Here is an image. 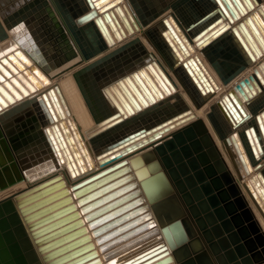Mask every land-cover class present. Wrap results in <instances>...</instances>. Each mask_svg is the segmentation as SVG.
<instances>
[{
  "label": "bare ground",
  "instance_id": "bare-ground-1",
  "mask_svg": "<svg viewBox=\"0 0 264 264\" xmlns=\"http://www.w3.org/2000/svg\"><path fill=\"white\" fill-rule=\"evenodd\" d=\"M163 1L164 4L157 14L148 12L147 8L141 9L144 15L142 22L134 12L133 5L128 0H121L119 5L124 7L122 13L127 20V27L120 20L121 16H110L113 26L104 23L107 35L104 30L103 33L99 31L106 49L85 58L51 0H0V165H3V168L0 167V194H8L10 191L18 194L60 176L63 186L53 189L47 195L56 194L62 188L69 192L58 194L43 206H49L69 196L70 203L62 204L50 213L67 204H74V211L80 214V207L76 204L78 198L123 175L99 184L77 198L72 196L71 188L74 185L129 156L153 149L154 143H162L174 133L201 121L218 159L225 166L240 196L251 208L264 231V220L243 185L251 176L264 172V133L260 132L255 119L264 113V0H209V3L203 0L193 8V15L198 14L200 9L221 8L223 16L219 15L216 27L226 23L229 33L234 36L230 38L232 46L237 47L244 56V62L239 65H242V70L225 83L207 58V48L200 51L196 46L198 33L206 30L201 28L204 24L190 29L180 13L186 12V6L183 8L182 4L185 2L189 5L192 1ZM75 2L82 7V11H89L85 1ZM23 16L28 20L27 24L22 23L20 29H15L14 25ZM162 20L167 25L162 24ZM133 21L135 25H132ZM117 31L118 35L114 37L112 33ZM160 32L167 33L165 37H161ZM226 36L220 39L227 40ZM174 37L184 46L183 52L180 51L182 46L178 47ZM163 38L168 40L170 47ZM234 38L243 43L252 59L247 57ZM149 63L156 76L145 68ZM133 72L137 73L136 78L131 75ZM105 76L107 79H102ZM125 76H129L128 81L124 80ZM77 79L83 85L86 84L84 89L89 94L90 103L91 89L99 88L97 101L94 99L95 104L92 107L99 113L103 109L101 115L108 112L115 114L116 120L128 121L146 115V119H151L153 125L167 119V115L182 111L189 113L182 123L163 132L159 139L146 143L118 160L106 162L105 159L111 154L104 155L105 149L101 148V143H94L99 139L97 137L101 128L109 123L96 127L97 122L83 99ZM120 79L121 84L110 89L109 85ZM232 91L239 105L229 96ZM226 96L229 104L223 102ZM129 97L137 106L132 104ZM10 113L12 116H9ZM252 122L257 127L258 142L254 141L255 135L252 134L249 139L242 137V133L252 127ZM261 124L264 128L262 119ZM2 126L12 128L17 139L25 131L33 130L38 144L12 158L8 151L13 153V145L9 141L11 136L8 138ZM233 134L235 141L231 137ZM17 141L18 145L22 142L19 139ZM204 151L207 152V149L204 148ZM21 161L26 162L24 165L14 164ZM243 162L249 165L248 172ZM21 167L25 169L20 171ZM20 174H23L22 178ZM127 183L111 187L88 202ZM150 187L151 185L149 189ZM250 187L254 193V187ZM79 218H83V215L80 214ZM90 233L87 232L91 235ZM79 236L81 235L77 237ZM90 237V242L95 244L94 237ZM94 249L98 250V247L94 245ZM98 255L102 264H105L102 255ZM213 260L216 264L224 261L218 255Z\"/></svg>",
  "mask_w": 264,
  "mask_h": 264
},
{
  "label": "water",
  "instance_id": "water-1",
  "mask_svg": "<svg viewBox=\"0 0 264 264\" xmlns=\"http://www.w3.org/2000/svg\"><path fill=\"white\" fill-rule=\"evenodd\" d=\"M51 1L85 58L106 49L99 31L106 32L104 23L113 26L110 16H121L124 27L128 25L122 13L124 7L119 5L121 0H83L89 9L88 12L82 11V7L75 0ZM128 1L142 22L144 15L141 9L147 8L148 12L157 14L164 4L163 0ZM191 1L192 4H182L183 8L186 6V12L180 11L181 9L179 11L190 29L204 24L201 28L206 30L198 33L196 46L200 51L207 48V58L225 83L242 70V65H239L244 62V56L237 47L232 46L230 38L234 36L229 33L226 23L216 27L219 15L223 16L221 8H204L193 15V8L203 0ZM27 21L25 16L18 19L14 25L15 29H20V24H27ZM163 23L167 25L165 20H162ZM132 25H135V22ZM214 27L216 28L211 31ZM167 32H160L161 37H165ZM113 33L116 37L119 32ZM223 36L228 39H220ZM174 39L180 48V41L175 37ZM218 39L220 41H217ZM234 39L247 57L252 59L243 43ZM164 42L168 45L167 39H164ZM170 46L169 44L168 47ZM181 46L180 51L183 52L185 49ZM247 46L252 49L250 45ZM139 64L140 62L137 63ZM145 68L154 73L150 63L145 65ZM136 74L133 72L131 75L135 77ZM102 79H107V76ZM124 80L128 81L129 76H125ZM76 82L97 122L96 127L109 123L101 128L97 137L99 139L94 143H101V148L105 149L104 155L111 154L105 159L106 162L118 160L146 143L159 139L163 132L182 123L189 113L182 111L167 115V119L159 123L157 121L153 125L151 119H146V115L128 121L116 120L115 114L108 112L101 115L103 109L99 113L92 107L95 104L94 99L97 101L98 87L91 89L90 103L89 94L84 89L86 84L83 85L78 79ZM121 82L120 79L109 85L110 89ZM229 96L239 105L233 91ZM129 99L136 105L131 97ZM228 101L227 96L223 98L226 104H229ZM118 112L122 114L121 110ZM9 116H12V113ZM255 119L260 132L264 133L261 124V119L264 122V113ZM169 124L171 125L167 127ZM2 129L8 138L11 136L9 141L13 145V153L8 151L12 158L38 144L33 130L20 135L18 139L22 142L18 145L14 130L8 126H2ZM250 134L255 135V142L259 141L254 122L252 127L242 133L243 139H249ZM231 137L235 141V134ZM235 144L237 145V142ZM249 145L253 152L251 142ZM152 148L129 156L71 188L72 196L77 198L99 184L123 175L77 199L76 204L80 207L83 218H79V212L74 211V204H67L50 213L62 204L70 203L69 196L49 206H43L58 194L69 192L62 188L56 194L47 195L53 189L63 186L62 180H59L60 176L1 199L0 264H102L98 253L102 255L105 264H216L213 260L216 255L224 260L221 264H264V231L214 152L202 122L196 121L164 142L154 143ZM25 162L14 164L24 165ZM244 166L248 172L249 165L245 162ZM0 167L3 168V165ZM24 169L21 167L20 171ZM22 176L23 174H20V178ZM124 182L128 183L88 202L99 193ZM243 185L264 220V172L251 176ZM250 185L254 187L255 194ZM116 196L118 197L115 198ZM110 199L113 200L102 204ZM70 211V214H65ZM56 217L60 218L52 221ZM72 219L74 220L70 222ZM87 232H91V235ZM78 235L81 236L77 237ZM90 236L94 237L95 244L90 242ZM94 245L98 250L94 249Z\"/></svg>",
  "mask_w": 264,
  "mask_h": 264
},
{
  "label": "rangeland",
  "instance_id": "rangeland-1",
  "mask_svg": "<svg viewBox=\"0 0 264 264\" xmlns=\"http://www.w3.org/2000/svg\"><path fill=\"white\" fill-rule=\"evenodd\" d=\"M256 22V21H255ZM255 22H253L254 24H255ZM248 28H250V27H248ZM255 28H256V26H255ZM255 30V29H254ZM215 71V70H214ZM216 73V72H215ZM217 74V73H216ZM218 75V74H217ZM220 78V77H219ZM12 193H14V191H10L8 194H4V193H1L0 194V196L1 195H3V196H1L0 197V200L2 199V198H4V197H6L7 195H12ZM6 195V196H5Z\"/></svg>",
  "mask_w": 264,
  "mask_h": 264
},
{
  "label": "crops",
  "instance_id": "crops-1",
  "mask_svg": "<svg viewBox=\"0 0 264 264\" xmlns=\"http://www.w3.org/2000/svg\"><path fill=\"white\" fill-rule=\"evenodd\" d=\"M244 199V198H243ZM247 205V204H246ZM248 206V205H247ZM249 207V206H248ZM249 209L251 210V208L249 207ZM252 211V210H251ZM253 213V212H252ZM255 218H256V216H255Z\"/></svg>",
  "mask_w": 264,
  "mask_h": 264
}]
</instances>
